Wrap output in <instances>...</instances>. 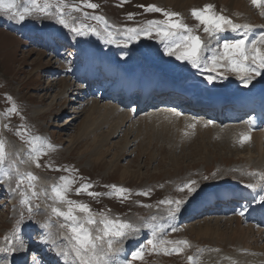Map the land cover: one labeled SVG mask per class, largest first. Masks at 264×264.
Wrapping results in <instances>:
<instances>
[{
    "label": "rangeland",
    "instance_id": "obj_1",
    "mask_svg": "<svg viewBox=\"0 0 264 264\" xmlns=\"http://www.w3.org/2000/svg\"><path fill=\"white\" fill-rule=\"evenodd\" d=\"M90 2L97 4L98 8L84 7L83 0H36V4L41 7L47 3L50 6L49 11L56 15H58L56 5H61L64 18L69 24L90 25L99 30V36L75 37L63 28L58 20L46 18L28 0H18L21 9L24 7L32 9L31 15L23 24L12 21L6 14L0 12V141L5 145V160L0 163V184L7 188V191L0 188V245L4 243L5 236L11 235L20 213L22 211L27 213L29 205H39L40 210L34 217L35 220L44 221L50 218L53 224L52 231L58 230V222L63 220L52 216L51 206L59 207L61 210H66L67 206L51 198V188L63 184L64 181L60 178L67 177L73 181L68 193L69 199L88 204L97 214L103 213L109 218H119L142 226V234L137 238L138 242H126L125 251L121 255L130 264H189L191 262L189 257L200 259L203 253L213 250L215 243L222 240V230L226 228L221 227L222 230L215 232L214 218L213 220L201 218L197 222L187 224L184 215L189 214L188 210L194 206V203L196 205L203 200V196L206 195L204 193L226 186L234 190L245 188L244 185L247 184L263 186L264 167L254 161L257 156L254 152L253 155L250 153L252 148L250 151L245 147L238 148L233 130L227 126L205 127L195 123V127H190L194 123L188 118L189 116L178 123L168 116L166 118L168 120L156 118L146 123L147 125L139 124V127L136 126L132 130L131 126L125 127L124 132L113 138L111 144L106 147L103 146L100 138V142H96L94 134L80 139L82 130L86 127V114L83 109L90 107L93 100L89 102L84 97L77 98V93L74 94L77 92V86L74 87L76 80H71L68 74L65 76L58 73L59 70L53 67L52 57L56 55L52 53L49 55L52 50L48 52V49L42 46L40 38L35 44L28 43V37H23L22 33L56 32L65 36L67 41L82 45L89 44L94 53L100 55L99 59L114 58L122 65L125 59H121V53L126 52L127 58H131L134 64L136 62L143 66L153 64L159 67L162 76L172 83H186L189 80L180 79L181 74L193 78L191 76L195 75L194 72L200 73L190 65L161 55L162 43L143 40L142 44L134 43L129 47L106 44L104 40L107 33L104 31V23L91 17H104L109 31L120 40L122 30L126 27L143 26L148 20L165 19L161 13H148L139 7V5H155L166 11L179 13L177 19L192 28L203 41L208 42L209 36L203 31L204 26L191 15L193 9H203L211 4L215 13L223 14L235 23H252L254 26L262 27L264 7L249 5L254 20L249 17L246 21L243 17L236 18L229 8L223 6L222 0L177 7L158 3L157 0H127V3L123 4L122 0H90ZM77 7L80 11L73 10ZM129 13H133L134 16L129 18ZM216 43V40H212L209 47H215ZM69 50L71 49L65 48L57 51L56 58L62 61L73 59L70 62L73 63L72 69L76 65H83L82 57L78 62L75 61L81 54ZM39 55L42 56V60H39ZM204 55L207 58L211 52L206 51ZM66 60L63 62H68ZM228 75L229 78L237 79L234 74ZM202 77L204 81L205 77ZM56 79L65 80L67 87L58 84ZM205 83L208 84L207 81ZM214 84L217 85V82ZM65 88V99H62L60 93ZM99 101H102L100 104L103 105V100ZM13 107L16 109L15 112L10 111ZM152 113L157 115L156 112ZM152 113L140 114L149 116ZM126 133H130L129 136ZM35 136L42 137L46 142L39 157L40 167H36L32 162L34 154L31 152L29 141ZM127 137L130 138L131 144L123 151L121 149L125 147ZM72 139L79 141L74 144ZM100 144L109 152L98 160L97 156L91 155L89 151L100 149L102 147ZM117 151L122 155L115 157ZM125 170L132 174L123 178ZM29 172L38 177L33 182L35 189L29 187L26 178ZM43 175L47 178L46 183L41 182ZM191 181H196V186L201 187V192L184 206L185 210L181 214L170 219L171 206L167 203L161 204L160 201L187 199V191L181 189ZM84 182L93 185L90 191L104 195L95 199L84 193L77 195L75 189ZM18 184L19 189H17ZM112 185L128 189L126 198L118 199L115 195H108L112 192ZM34 190L38 196L32 195ZM25 199L29 201L28 204L22 203ZM184 212L188 213L184 214ZM182 214L184 215L181 216ZM207 221H210L209 226L212 228L204 233ZM148 225H163V228L158 227L153 231ZM173 226L176 228L174 232L171 230ZM25 231L31 233L32 229L28 228ZM147 239H154L158 247L153 250L147 245ZM160 240L187 243L163 244L159 243ZM63 243L65 242H62V246ZM140 246L145 248L143 258L133 260L131 253ZM174 247H180L183 251L178 254L172 253L171 249ZM165 248L170 254L165 253Z\"/></svg>",
    "mask_w": 264,
    "mask_h": 264
},
{
    "label": "snow or ice",
    "instance_id": "obj_2",
    "mask_svg": "<svg viewBox=\"0 0 264 264\" xmlns=\"http://www.w3.org/2000/svg\"><path fill=\"white\" fill-rule=\"evenodd\" d=\"M38 11L46 18L58 20V23L77 38L88 37L91 35L99 36L100 32L97 28L90 25L69 24L65 18L61 5H56L58 15L49 11V5L38 6L36 0H28ZM127 0H122V4ZM251 3L260 6L264 0H251ZM83 6L89 9H97L98 5L91 3L90 0H83ZM148 13H161L165 19L148 20L143 26L126 27L122 30L120 40L109 31L107 22L102 16H92L91 19L104 23V31L107 37L104 43L109 45H123L129 47L132 44H142L143 40H153L163 44V52L161 55L173 58L175 61L190 65L192 69H196L200 74L204 75L208 83H216L217 81H226L229 79L228 74H234L240 84L251 91L259 84L261 78H264V34L259 37L250 39L248 33L253 30V26L249 24H239L223 14L215 13L211 4L206 5L203 9H193L191 15L203 25V31L208 34L209 41L205 42L199 35H196L192 28L184 24L182 20L177 19L179 13L169 12L155 5H139ZM74 11H80V8H74ZM0 12L6 14L12 21L23 24L27 17L32 13V9L18 6V0H0ZM129 18L134 16L129 13ZM231 32L239 34V38H229L223 35ZM212 40H216V46L210 48ZM210 51L211 55L205 58L204 53ZM81 56L85 66L91 59V54L86 48H82ZM126 52L121 53V59H127ZM259 78V79H258ZM87 79V76L84 77ZM255 82V83H254ZM264 98V92L261 93ZM123 103V100H121ZM134 103V102H133ZM135 116L137 108L128 105ZM10 111L15 112L13 107ZM171 111L179 115L175 109ZM195 119V118H194ZM249 122L254 124V118L249 115ZM214 123L209 119L207 124ZM195 127V124L190 125ZM249 135L242 137V142L250 140ZM31 144V152L34 154L32 162L36 167H40L39 157L45 147L46 142L40 136H35L29 141ZM51 147V145H47ZM5 160V145L0 141V163ZM29 187L35 189L33 183L38 179L32 173L27 174ZM23 179V178H21ZM63 184L54 185L51 188L52 199L60 204L66 205V210L56 206H51V214L57 218H62L63 222H58V230L52 231V220L50 218L39 221L35 220L36 214L39 212V205H29L27 213L22 211L16 221L11 235L4 237V243L0 245V264H130L125 258L120 256L125 251L126 242H138V237L142 234V226L131 222L121 220L119 218H109L103 213H95L91 207L82 202L74 201L68 198L71 190L70 185L73 181L67 177H61ZM207 179V177H205ZM20 185H17L19 189ZM93 187L90 183L84 182L80 187L76 188V194H87L93 199L104 195L102 193L90 191ZM245 188L255 190L257 185L247 184ZM0 188L7 191L3 184ZM112 192L108 195H115L118 199H125L129 190L124 187L112 185ZM187 191V199L180 198L177 200H161L160 203H167L169 208V218H175L185 210L188 205L200 192L201 187L196 186V181H191L183 185L181 189ZM15 191V190H13ZM147 195L146 193H144ZM33 196H38L34 190ZM255 200V199H254ZM260 211H264V195L255 201ZM22 203L28 204L27 199ZM239 203V215H245L246 211H254L251 207L253 201ZM155 231L163 225H148ZM31 228L32 232L28 233L25 229ZM171 230L174 232L176 228L173 226ZM62 242L63 246H62ZM147 245L153 250L158 247V243L154 239H147ZM159 243L168 244L175 243L177 245L185 244L186 241L169 242L160 240ZM183 251L180 247L171 249L172 253ZM145 248L140 246L137 250L132 251V259H142ZM165 253L170 254L165 248ZM192 257H189L191 260Z\"/></svg>",
    "mask_w": 264,
    "mask_h": 264
},
{
    "label": "bare ground",
    "instance_id": "obj_3",
    "mask_svg": "<svg viewBox=\"0 0 264 264\" xmlns=\"http://www.w3.org/2000/svg\"><path fill=\"white\" fill-rule=\"evenodd\" d=\"M157 1H158V3H161V4L166 3V4H170L174 7H177V6H181L184 4L190 5L192 3L198 4L201 2H205V3L206 2H212L213 0H157ZM222 2H223L222 3L223 6L229 8L230 12H232L233 15L236 16V18L239 19V17H243V20L247 21L249 19V17H251V19L254 20V18H252L251 8L249 6V5H253L251 3V0H222ZM261 12H263V9L261 10ZM249 25L253 26V30L248 33L250 39L257 38L261 34H264V29L255 27L252 23H250ZM226 34L230 36L229 38H235V36H237V35H235V33H231V32H227ZM45 35H47L49 37V39H52V38H55L56 33L55 32H48ZM28 36L32 37L33 33L28 34ZM56 37L58 38V40H60L58 36H56ZM60 41H62V40H60ZM48 43H49V41H48ZM69 48L71 49V47H68L67 49H69ZM82 48H86L88 50V52L91 54V59H90L89 63L87 64V66H85V64H83V65L80 64V66L76 65V67L72 69L73 63L63 62L62 60H58L56 58V56H53L52 57V60L54 61L53 67L56 70H59V72L57 71L58 73H62L65 76L69 75L71 80L77 81L81 77V76H78L77 74L80 71H84V70H86V75H88L89 78H91V79H92V77L94 78L96 76V73L94 72V75H92V73L94 71L93 67H94V65H97L100 63L99 67H101L103 69H113V71H115V74L123 73L125 75V77H127V78H135L137 83L144 82L143 78L145 80H148L147 76H149V77H154L155 80H157L158 82H160L162 84L163 83L164 84L168 83V84H172V85L182 84L185 87H187L188 89H190L191 91L200 92V93H202V95H205L206 93H212V92L220 91V90L234 91V90H237V88H240L242 86L238 80H237V82H233V81H229V80L217 81V85L216 84H210V83L207 84V83H205L206 79H204V81H205L204 82L202 80L203 77L196 72H194L195 75L192 74L193 76H191V77H193V78H189V76L185 77L184 75H180V79H183L184 81H186V80H189V81H186V83L177 82L174 84L170 80H168L166 77H163L161 71L159 70V67H156L153 64L147 65V66L146 65L143 66L142 64L137 63V62H136V64H134L132 62L131 58H127V59H125V63L123 65L118 66L117 65L118 61L115 60L114 58H108V59L100 60L98 54L94 53L93 48L89 44L85 43L84 45L79 46V50H78L79 54H81ZM59 51H61V48L58 50V52ZM56 55H58V54H56ZM39 56H40L39 60H42V58H41L42 56L41 55H39ZM81 57L82 56H79L75 61L78 62L79 58H81ZM82 59L83 58H81V60ZM59 75H61V74H59ZM197 78H200V79H197ZM180 79H178V80H180ZM76 81H74V82H76ZM261 83H264V78H261L260 84ZM58 84H61L65 87H67L66 86L67 83H65V80L58 81ZM49 90H51V88ZM65 90H66V88L64 89V91H62L60 93V96L62 99H65V97H64L66 95ZM75 93H77V92H74V94ZM99 100L100 99L93 100V102L90 103V107H88L87 109L86 108L83 109V111H85L84 114H86V121H85L86 127L84 128V130H82L80 139L82 137H88L90 134H94L96 142L97 141L100 142V140H99V138H100L102 140V144L104 147L111 144V141L113 138L122 134L124 132L125 127L131 126L130 128L132 130V129H134V127L138 126L139 124L149 123L150 120H153V119L156 120V118L165 120L168 116L169 117L171 116V118L175 119L178 123V121H181V120L184 121V119H186L188 117V116L184 115L181 117L178 116V118H177V114L174 115L168 111L167 112L159 111V112H156L157 115H155L154 113L149 114V116L148 115L143 116L142 114H139L136 117L137 118L136 119L133 117L132 112L127 110V108L123 109L117 105L110 104V103L108 105H105V104L101 105L100 103L102 101H99ZM62 102H63V100H62ZM103 103H105V102H103ZM53 107H54V105L51 108L52 110L54 109ZM139 116H140V118H139ZM76 118H78V117H76ZM75 119H72V121H74ZM166 120H168V119H166ZM191 120L194 124L196 123V124H199V125H202L205 127L219 126L216 124H207L206 121H203V120H198V119H195V120L191 119ZM185 122L187 123V121H185ZM157 123H159V122H157ZM167 124L169 125V122ZM228 128L233 130V134L235 135V138L237 140V141H235L236 146L237 147L239 146L242 148L245 147L246 149L248 148L249 151L252 148L251 149L252 152L250 151V153H252V155H253V152H254V154H256V156H257L254 161L261 163L260 165H262L264 167V130H261L259 133H254V132L249 133L247 128L245 127V125H242V124H240L238 126H231ZM105 130H107V132ZM129 134L130 133H128V134L126 133V135H128V136H129ZM245 135H249L251 138H250V140H248L246 142H242V137ZM127 138L128 139L126 140V143L124 145L125 147L121 149L123 151H125V149H127V147L131 144L130 138L129 137H127ZM78 141L79 140H77V139L76 140L72 139V142L74 144H76ZM134 142H135V139H134ZM102 144H100V145L102 146ZM103 146L101 147L102 149L98 148L94 151H89V152L91 153V155H96L97 156L96 158L99 160L101 158V156H104L107 154L106 152H109L108 150L106 151V149H103L104 148ZM120 155H122V154L118 153V151H117V153L115 154V157H119ZM254 161L252 163H254ZM130 174H132V173H130L128 170H125L122 176L124 178V177H126V175L129 176ZM46 181H47V178H46V176L43 175L41 177V182L46 183ZM220 181H222V179ZM215 183H217V182L215 181ZM222 184H224V183H222ZM226 188H220L216 192H224L225 191L223 193L224 195L235 193V192L231 191L230 189H226ZM245 192H248L250 195V198H252L253 200L255 199L254 200V202H255V201L259 200L260 196L264 195V186L257 187L255 190H246ZM261 192H262V195H261ZM206 197L207 196H203V200H205ZM257 205L258 204L256 203L255 207H253V209H257V207H258ZM194 206H196V208L195 209L193 208V210H191V211L197 210L198 204H196ZM253 212H255V210L254 211H246L245 215H243V216L236 215V216H233V217L228 218L226 220L225 219H219V218L216 219V221H214L216 223L214 229H216V230L213 229L215 232H219L221 227H226L224 231L221 229L223 232L222 240L215 243L216 246L214 247L213 250L207 251L206 253H203L201 255L200 259H199V257L193 258L191 260L190 264H206V263L207 264H264V231L262 229H257V228H253L252 226H250L251 222H249V220L247 218V216ZM223 223L225 225H223ZM207 224H206V229H205L204 233H206L209 229L211 230V228H212L209 226L210 221H207ZM200 235H202V234L200 233ZM210 236H212V234H210Z\"/></svg>",
    "mask_w": 264,
    "mask_h": 264
}]
</instances>
